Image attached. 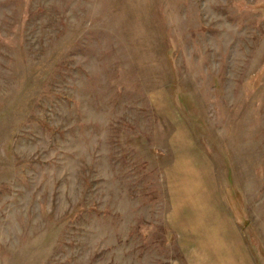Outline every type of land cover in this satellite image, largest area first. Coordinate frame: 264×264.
<instances>
[{"label":"rangeland","instance_id":"1","mask_svg":"<svg viewBox=\"0 0 264 264\" xmlns=\"http://www.w3.org/2000/svg\"><path fill=\"white\" fill-rule=\"evenodd\" d=\"M242 262L264 0H0V264Z\"/></svg>","mask_w":264,"mask_h":264},{"label":"crops","instance_id":"2","mask_svg":"<svg viewBox=\"0 0 264 264\" xmlns=\"http://www.w3.org/2000/svg\"><path fill=\"white\" fill-rule=\"evenodd\" d=\"M246 257H247V255L246 254H243V257H241V259L243 258L244 260H246ZM233 264V263H232ZM238 264H240V263H238ZM241 264H255V263H246V262H242Z\"/></svg>","mask_w":264,"mask_h":264}]
</instances>
